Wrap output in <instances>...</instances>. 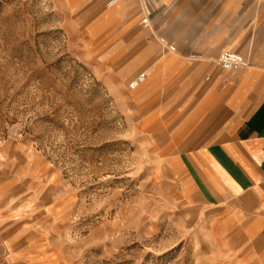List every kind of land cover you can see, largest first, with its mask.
Here are the masks:
<instances>
[{"label":"rangeland","instance_id":"1","mask_svg":"<svg viewBox=\"0 0 264 264\" xmlns=\"http://www.w3.org/2000/svg\"><path fill=\"white\" fill-rule=\"evenodd\" d=\"M68 12L64 0H0L2 256L226 264L194 204L133 136Z\"/></svg>","mask_w":264,"mask_h":264},{"label":"crops","instance_id":"2","mask_svg":"<svg viewBox=\"0 0 264 264\" xmlns=\"http://www.w3.org/2000/svg\"><path fill=\"white\" fill-rule=\"evenodd\" d=\"M64 1L83 56L226 264H264V0ZM223 52L243 65L221 69ZM0 264L22 263L0 251Z\"/></svg>","mask_w":264,"mask_h":264},{"label":"built area","instance_id":"3","mask_svg":"<svg viewBox=\"0 0 264 264\" xmlns=\"http://www.w3.org/2000/svg\"><path fill=\"white\" fill-rule=\"evenodd\" d=\"M116 3V0H109L107 7H111ZM217 65L223 70L236 69L243 65V59L236 53L223 52L217 58ZM145 74L140 73L135 76L127 85L129 90H135L140 84L145 81Z\"/></svg>","mask_w":264,"mask_h":264}]
</instances>
